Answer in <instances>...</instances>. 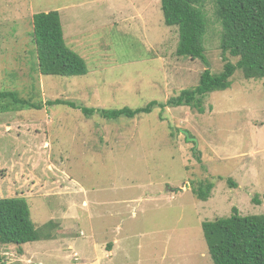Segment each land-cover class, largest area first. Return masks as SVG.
Returning <instances> with one entry per match:
<instances>
[{"label":"rangeland","instance_id":"obj_1","mask_svg":"<svg viewBox=\"0 0 264 264\" xmlns=\"http://www.w3.org/2000/svg\"><path fill=\"white\" fill-rule=\"evenodd\" d=\"M199 8L218 74L222 24L212 0ZM51 11L87 75L40 74L33 16ZM178 43L161 0H0V91L43 107L0 100V199L27 198L50 236L0 243L4 264H214L202 224L234 207L264 213V80L237 71L230 89L205 98L204 114L155 107L108 121L79 109L137 110L195 88L206 66L178 57ZM207 182L214 188L204 202L192 189Z\"/></svg>","mask_w":264,"mask_h":264},{"label":"trees","instance_id":"obj_2","mask_svg":"<svg viewBox=\"0 0 264 264\" xmlns=\"http://www.w3.org/2000/svg\"><path fill=\"white\" fill-rule=\"evenodd\" d=\"M203 1L161 0L165 24L177 27L179 31L178 57L200 60L206 66L195 88L185 89L165 103L152 102L137 110L129 107L118 110L80 107L82 114L87 118L98 115L108 121L135 119L139 115L150 114L155 107L161 110L189 107L204 114L205 98L213 92L230 89L237 71H241L246 80H264V0H212L222 24L221 50L225 65L218 74L210 69L204 45L207 23L199 8ZM33 35L40 74L60 77L88 74L84 60L67 45L58 11L35 14ZM227 55L237 58V63L230 62ZM0 100L9 101L20 109L43 108L18 98L14 92L0 91ZM49 104L77 107L65 100L50 101ZM185 134L188 142L195 143L191 133L185 131ZM193 150L196 152L195 147ZM198 160L201 161L200 158ZM213 188L214 185L207 182L192 191L205 202ZM30 208L25 197L0 199L1 244L24 246L50 239L33 222ZM45 226L50 228L54 223L49 221ZM202 229L214 264H264V213L242 216L234 207L231 216L206 221ZM0 264H4L1 257Z\"/></svg>","mask_w":264,"mask_h":264}]
</instances>
